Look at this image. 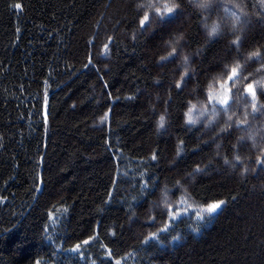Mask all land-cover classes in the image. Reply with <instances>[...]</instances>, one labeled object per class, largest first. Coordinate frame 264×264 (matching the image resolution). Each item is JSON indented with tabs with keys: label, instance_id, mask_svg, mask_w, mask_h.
<instances>
[{
	"label": "trees",
	"instance_id": "trees-1",
	"mask_svg": "<svg viewBox=\"0 0 264 264\" xmlns=\"http://www.w3.org/2000/svg\"><path fill=\"white\" fill-rule=\"evenodd\" d=\"M223 5L0 0V264H264V116L243 94L264 65L242 58L264 56V9ZM237 62L248 80L233 87ZM228 88L213 114L207 97Z\"/></svg>",
	"mask_w": 264,
	"mask_h": 264
},
{
	"label": "snow or ice",
	"instance_id": "snow-or-ice-1",
	"mask_svg": "<svg viewBox=\"0 0 264 264\" xmlns=\"http://www.w3.org/2000/svg\"><path fill=\"white\" fill-rule=\"evenodd\" d=\"M190 3L196 5L198 8L208 11L213 7V4H216L220 7H224L223 5V0H189ZM258 3L260 5V7L262 9H264V0H258ZM151 7L155 8L154 5H150ZM16 8H22V5L20 4H16L15 5ZM141 7H143V5H141ZM164 12H161L159 8H155L154 12H153V18H159L160 22L162 24L164 23H170L173 20L176 19V16L172 15L174 9L172 7H168L167 4L164 5ZM224 11L225 13H228L229 10L228 8L224 7ZM262 15H264V12L261 13ZM231 16L235 17L236 20H239V16H237V14L235 12H232L230 14ZM149 20V16L147 14H145L143 16V19L140 21L141 26L144 25V23L146 21ZM246 22V21H245ZM148 27H151V24L148 25ZM206 29H207V35L208 37L211 38H215L219 35H221V29H220V25L219 24H213L211 26L205 25ZM182 39V37H177L176 38V42L179 43V40ZM109 43H111V41H109ZM232 45L236 48L237 52H239L240 49V41L237 38L236 40H233ZM105 51L107 52L108 50V44L104 45ZM182 51V49H181ZM176 53V49L173 48L172 52L169 53V57L171 58H178L175 56ZM245 62H247V59H253L255 60L256 63H260L262 65H264V56H261V53L259 51L253 52L250 54V57L248 58H244ZM162 59H167V58H162ZM187 57H184V61L185 63H187ZM226 71L229 73V75L227 76V80L226 83L227 84H231L233 87L241 80H248V74L246 73L244 66L241 65L239 62H237L235 64L234 67H231L230 69L226 68ZM257 71H264V67L257 69ZM183 79V78H181ZM176 87L179 88L180 84L177 83ZM257 88L259 89V95L264 96V81H258L256 82V84L254 85L251 81L248 82V84L246 85V87L243 89V94L249 98V103H251L252 106V114L255 116V114L257 112H259L262 116H264V104H261L259 106V108H257ZM228 92V96H226L225 98H220V97H214L212 95H209L207 97V99L209 100L210 103H212L214 101V103H212V110H213V114H216L217 112H224L227 113L229 108L231 107L229 101L231 99V94H232V90L231 88L227 89ZM236 95H240V90H237ZM234 103V101H233ZM195 110V105H192L189 109V112L186 113V123L187 124H195L196 121L194 119H192V112ZM206 113H201V115H205ZM107 119V116L103 117L101 120V123L104 122V120ZM228 120H231V116L228 117ZM212 123H214V121L209 120L207 121L208 125H211ZM243 123V122H241ZM165 126V117L161 116L160 120L158 121V127L163 128ZM231 124H228L227 127H220L219 128V132L223 133L228 131V129L231 127ZM236 127H240V123H238L236 125ZM219 134V133H218ZM182 150V149H181ZM179 154V153H178ZM152 159L155 160L156 156L153 155ZM237 160H239V157H236ZM225 163H228L227 160H225ZM257 163L262 167V169H264V159H258ZM196 173H199L201 171V169L197 168L194 170ZM146 187V185H145ZM180 204H186L187 200H181L179 201ZM224 204L223 201H220L219 203H212L210 205H208L206 208L201 209V212H206L209 214H214L217 212L218 209H221V206ZM169 213H172L171 207L169 206L168 209ZM182 215V213H180L179 211H177L176 213H172L170 215V219L174 220L176 218V216ZM197 218L202 220L203 216L200 215V212H197ZM164 231H167V229H164ZM152 239H156V236L153 235V237H151ZM51 239V238H50ZM147 243V241H145ZM89 243V241H83V244L87 245ZM81 249V245L77 244L73 249H71V251L73 252H78ZM110 255V252H109ZM116 264H120V261H116Z\"/></svg>",
	"mask_w": 264,
	"mask_h": 264
}]
</instances>
